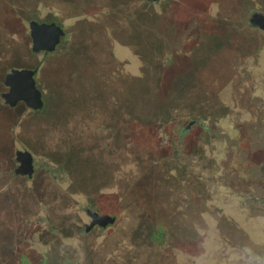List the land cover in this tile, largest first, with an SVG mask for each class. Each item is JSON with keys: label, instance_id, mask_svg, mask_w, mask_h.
<instances>
[{"label": "rangeland", "instance_id": "374dc122", "mask_svg": "<svg viewBox=\"0 0 264 264\" xmlns=\"http://www.w3.org/2000/svg\"><path fill=\"white\" fill-rule=\"evenodd\" d=\"M254 10L264 12V0H0V77L27 49L31 19L66 30L54 52L27 58L42 109L0 95V264H244L231 240L252 242L234 228L264 241V215L236 222L237 205L219 203L218 173L236 122L264 116ZM94 45L112 64L99 65ZM7 117H16L8 135L28 132L17 144L35 153L31 181L12 176ZM190 119L197 124L182 131ZM92 125L99 135L107 128L108 144ZM256 147L259 167L264 143ZM86 203L116 222L83 235Z\"/></svg>", "mask_w": 264, "mask_h": 264}, {"label": "flooded vegetation", "instance_id": "af4514ba", "mask_svg": "<svg viewBox=\"0 0 264 264\" xmlns=\"http://www.w3.org/2000/svg\"><path fill=\"white\" fill-rule=\"evenodd\" d=\"M249 26L253 28H257V29L259 28L251 24H249ZM260 30L262 31V29ZM29 37L30 38L28 42V49L30 48V50H32V46H31L32 39H31V36ZM39 53H47V52H39ZM39 53H35V54H39ZM10 55L14 57L15 51L10 53ZM10 55L8 57L9 61L12 60ZM13 68H19V67L17 66V64L9 62V65L6 66L5 71L2 73V77L4 78L3 85L5 84L4 81H5L6 74L10 72L11 69ZM23 68H26V67H23ZM31 68H37V67H31ZM92 70L95 71V68H93ZM37 72H38V69H37ZM260 76L261 77L264 76V72L260 74ZM262 81L264 82V78H262ZM4 87H5V90L1 92V97H2V93L8 90V87L6 85ZM2 101L6 103L4 98ZM256 105L257 104L253 103V106H255V108H258V107L259 109L262 108V111L264 112V102L262 105H257L258 107ZM263 112L261 113L263 114ZM192 121L193 123H191ZM95 123H96V120H95ZM195 124H197V120L190 119L189 124H187L185 128L189 129L192 125H195ZM104 129L100 135L96 133L94 128L93 130L95 132L92 129H89L88 131L95 136L97 143H101V144L104 143V145H106L108 144L107 138H109V132L107 128L105 129V131ZM233 133L234 135L231 137L230 136L224 137L225 144L223 148L220 147L219 149V156H220V153L222 154L223 151H226L222 154L223 157L222 156L219 157V173H218L219 203L223 202V204H226V205H229V203H231L234 206L237 205L235 207L234 206L232 207L234 208L237 207V210H242V208L245 209L247 212L245 216L247 215L248 218H258L262 216V214L264 215V177H263L264 176V163H261L262 165L260 164L258 167L257 166L258 164L256 165V163L254 162L253 154H254V150L257 148L256 146L261 143H264V116H262L260 121L257 120L251 123L236 122L233 128ZM16 148L17 149H28V147H23L19 145ZM33 154L35 155L34 152ZM34 162H35V157H34ZM14 163L18 165L16 157H15ZM125 164H126L125 161L120 163L122 168H125ZM16 167L12 170L13 177L24 179V181L33 180L35 176V172L32 177H29L27 175L17 174L15 172ZM35 171H36V167H35ZM194 178L195 180H193V182H196L197 180L202 181L201 178L197 179L198 178L197 174H194ZM251 180L253 181V183H250ZM246 181L248 182V184H246ZM35 182H33V185H32L34 186V188L38 185ZM211 198H213V196ZM87 209L97 210L101 214L106 213L101 209L99 205L93 206V205H90L89 203H86L84 205L83 213L85 216H87L86 218L88 220L84 222V224L82 225V227L84 226V230H85V232L82 233L83 235L92 234L94 233V231L99 230V229L107 230L111 225H113L111 224L106 227L96 225L91 230L87 231L86 226L87 224L90 223L92 219L91 216L87 213ZM111 215H115V214H111ZM116 220H117V216H116ZM40 222L43 223L42 221ZM78 228L79 227H76V231L73 232V235L77 234ZM25 230L26 232L28 231L29 234L33 232L29 224L26 225ZM237 232L244 233L240 229H237ZM34 233H36V231ZM83 239H85V237H83ZM231 242H232L231 250H228L225 247L219 248V253L225 252L226 250H228L231 254H239V255L247 257L246 259H244L245 261L244 264L245 263L264 264V243H263V248H262V247L256 246L255 244H249V245L242 244L241 246H239V244L235 245L234 239H232ZM229 252H226L225 254H230Z\"/></svg>", "mask_w": 264, "mask_h": 264}, {"label": "water", "instance_id": "95a60500", "mask_svg": "<svg viewBox=\"0 0 264 264\" xmlns=\"http://www.w3.org/2000/svg\"><path fill=\"white\" fill-rule=\"evenodd\" d=\"M153 2L159 0H151ZM249 22L253 26H257L264 30V12L254 10ZM30 36L32 39V51L54 52L66 35L65 28L55 20L40 21L31 19L29 21ZM37 68H13L5 76V85L8 90L2 93L5 102L15 107L20 102H24L28 107L39 110L44 107L45 101L43 92L39 88L36 80ZM193 123V121L191 122ZM18 165L15 169L17 174L32 177L35 172L34 155L28 149H17L15 151ZM87 213L91 216V221L86 226V230H91L94 226L99 225L106 227L116 222V216L108 213H99L97 210L87 209Z\"/></svg>", "mask_w": 264, "mask_h": 264}, {"label": "crops", "instance_id": "0c3cea01", "mask_svg": "<svg viewBox=\"0 0 264 264\" xmlns=\"http://www.w3.org/2000/svg\"><path fill=\"white\" fill-rule=\"evenodd\" d=\"M28 42H29V39H28ZM27 42V43H28ZM117 44H119V42H117V43H113V45L112 44H110V46H109V50L111 51V49H113L114 47H116L117 46ZM114 45H116V46H114ZM98 47L99 48V52H98V58H99V65H103V64H112L110 61H109V59H107L106 58V53H108L109 51H108V49L105 47V49H102L104 46H98V45H94L93 46V48L92 49H94V47ZM125 45H123V46H121V48H123ZM27 50V51H26ZM16 51H20L19 49H15V55H16ZM119 55H122V53H124L123 51H122V49H120V50H118V49H116L115 50ZM33 52V51H32ZM19 54H20V52H19ZM113 54H115V53H113ZM15 55H14V57H15ZM30 55H31V50H30V48L28 49V45H27V49H25L24 51H23V55H19V62L18 63H16L17 64V66L19 67V68H23V67H32V66H29L28 64H26V62L28 63V60H27V58L28 59H30ZM11 56V55H10ZM11 59L12 60H14L13 59V57L11 56ZM123 60H124V58H123ZM123 62V61H122ZM122 62H120V63H118V64H121ZM13 63H15V60H14V62ZM118 67H119V69H118ZM114 70H118V71H120L121 70V68H120V66L118 65V66H116L115 68H114ZM3 77L1 76L0 77V95H1V92L2 91H4L5 90V84L3 85ZM44 98V97H43ZM1 100V99H0ZM45 101V100H44ZM44 106H45V104H44ZM40 110V109H39ZM16 119V117H14V118H10V117H7L6 118V133H5V135H4V137H3V139H4V141L6 142V143H8V145H9V150H8V154H12V152H13V146H14V144H15V146H14V148H16L17 146H18V144H17V141H20V142H25V141H27V139L25 138V136L27 137V133L28 132H26V131H22L21 130V127L20 126H16V128H15V133L14 134H9L8 135V132H9V128H10V125L12 124L11 122H13L14 124H15V122H14V120ZM99 120H101V118L100 117H97V119H96V121H99ZM11 121V122H10ZM102 121V120H101ZM103 122V121H102ZM91 127H93V125L92 126H89L88 128H87V131L89 130V129H92ZM80 131V130H79ZM9 138H11V140L10 141H8L7 142V139H9ZM25 147V146H24ZM26 147H28L27 145H26ZM28 150H29V148H28ZM16 151V150H15ZM16 157V156H15ZM243 211V212H242ZM233 213H236V214H232V215H234V219H235V221H236V219L237 218H242L245 214H247V212H246V210L245 209H243L242 208V210H236V211H234L233 210ZM237 213H240V214H237ZM263 215V214H262ZM237 222V221H236ZM237 225L240 227V224H238V222H237ZM235 226V228H234V230L235 231H237V229H240V230H242L244 233H242V234H246V236L249 238V240L252 242V244H255L256 246H259V247H262L263 248V238L262 237H260V236H257V235H254L253 233H252V231L250 230V229H245V228H239L238 226ZM220 230L221 229H219V239H220ZM254 233H257L256 231H253ZM250 243V242H249ZM248 243V244H249Z\"/></svg>", "mask_w": 264, "mask_h": 264}, {"label": "trees", "instance_id": "16d2710c", "mask_svg": "<svg viewBox=\"0 0 264 264\" xmlns=\"http://www.w3.org/2000/svg\"><path fill=\"white\" fill-rule=\"evenodd\" d=\"M144 2H146V0H143ZM149 2H152L151 0H148ZM55 2V1H54ZM55 4H57L56 2H55ZM248 21H249V19H248ZM249 24H250V22H249ZM186 126H184L183 127V130L182 131H186L187 129L185 128ZM186 129V130H185ZM211 198V197H210Z\"/></svg>", "mask_w": 264, "mask_h": 264}]
</instances>
